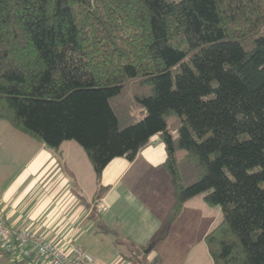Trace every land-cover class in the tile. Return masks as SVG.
<instances>
[{
	"label": "trees",
	"instance_id": "obj_1",
	"mask_svg": "<svg viewBox=\"0 0 264 264\" xmlns=\"http://www.w3.org/2000/svg\"><path fill=\"white\" fill-rule=\"evenodd\" d=\"M0 120L76 142L95 202L113 158L162 137L173 199L130 264L196 196L221 211L213 264H264V0H0Z\"/></svg>",
	"mask_w": 264,
	"mask_h": 264
},
{
	"label": "crops",
	"instance_id": "obj_2",
	"mask_svg": "<svg viewBox=\"0 0 264 264\" xmlns=\"http://www.w3.org/2000/svg\"><path fill=\"white\" fill-rule=\"evenodd\" d=\"M166 156V143L156 134L132 161L113 158L101 173L104 191L95 202V174L76 142L47 148L0 120V215L13 228L37 232L65 249L74 245L75 230L90 221L94 206L101 203L103 232L115 234L125 248L145 246L173 199L163 165ZM194 199L184 204L167 237L154 246L160 264H213L204 237L219 222L210 225L203 198ZM125 248L108 264H130ZM92 259L102 264L98 257ZM0 264L25 263L16 252L0 250Z\"/></svg>",
	"mask_w": 264,
	"mask_h": 264
},
{
	"label": "built area",
	"instance_id": "obj_3",
	"mask_svg": "<svg viewBox=\"0 0 264 264\" xmlns=\"http://www.w3.org/2000/svg\"><path fill=\"white\" fill-rule=\"evenodd\" d=\"M103 206L100 207V211ZM0 250L14 253L25 264H89L92 256L80 247L61 248L57 243L28 229L13 228L0 215Z\"/></svg>",
	"mask_w": 264,
	"mask_h": 264
},
{
	"label": "rangeland",
	"instance_id": "obj_4",
	"mask_svg": "<svg viewBox=\"0 0 264 264\" xmlns=\"http://www.w3.org/2000/svg\"><path fill=\"white\" fill-rule=\"evenodd\" d=\"M130 93L131 91L130 89H128L126 91V95L128 94L127 102H129L128 96H130ZM124 98L119 100L123 101ZM133 113L135 115H138V110L137 109H135V111L133 110ZM28 140L31 139L28 138ZM47 148L50 147L47 146ZM194 200L201 201V196L195 197ZM202 204L205 207V210L206 211L208 210L209 212V215L207 216L205 214V217L209 219V222L211 223L210 225H213L215 220H216L215 221V225H216L221 219L220 208L218 206L209 207L207 205H204V203ZM102 205L103 204L101 203L95 205L94 206L95 211L93 217L90 218V221L83 222V224L80 225V227L77 230H75L76 232L73 239L74 242L73 244L74 246L80 247L85 251H87L94 259L98 257L99 258L98 263L101 262L102 264H108L109 261H111L113 257L117 256L121 250H124L126 246L124 244L125 242L121 241L118 237H116L115 234L112 233L106 234L105 232H103L102 230L103 228L101 227L102 223L99 218L100 207ZM190 207L193 208V205H187V209ZM125 249H127L126 255L129 254L130 248L128 247ZM156 253H157V247H154L153 249H150L147 253H145L144 257L143 254H139L141 258L140 260H142V262L140 261V263L137 264H151L153 258L156 256ZM95 262L96 260H94L93 263L91 262L89 264H95Z\"/></svg>",
	"mask_w": 264,
	"mask_h": 264
},
{
	"label": "water",
	"instance_id": "obj_5",
	"mask_svg": "<svg viewBox=\"0 0 264 264\" xmlns=\"http://www.w3.org/2000/svg\"><path fill=\"white\" fill-rule=\"evenodd\" d=\"M151 248V245H149L146 249H144V253H147Z\"/></svg>",
	"mask_w": 264,
	"mask_h": 264
}]
</instances>
